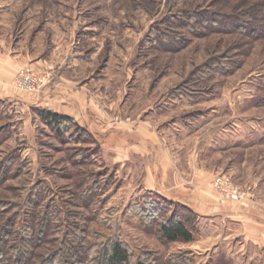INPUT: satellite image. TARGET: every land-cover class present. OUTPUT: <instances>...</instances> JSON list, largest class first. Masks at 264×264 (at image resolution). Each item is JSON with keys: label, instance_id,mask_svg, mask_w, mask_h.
<instances>
[{"label": "rangeland", "instance_id": "1", "mask_svg": "<svg viewBox=\"0 0 264 264\" xmlns=\"http://www.w3.org/2000/svg\"><path fill=\"white\" fill-rule=\"evenodd\" d=\"M75 49L88 59L77 73L121 95L122 115L151 126L179 164L194 153L199 169L245 192L232 202L213 178L223 202L264 212V0H0V78L9 79L0 84V238L9 254L32 249L40 264L54 252V264H70L69 242L83 239L95 259L119 240L131 264H264L252 245L241 249L239 221L224 217H197L191 242L161 241L144 217L160 196L137 189L134 171L110 163L91 134L60 138L41 121L23 98ZM21 70L34 90L16 87Z\"/></svg>", "mask_w": 264, "mask_h": 264}, {"label": "crops", "instance_id": "2", "mask_svg": "<svg viewBox=\"0 0 264 264\" xmlns=\"http://www.w3.org/2000/svg\"><path fill=\"white\" fill-rule=\"evenodd\" d=\"M66 59L67 67L66 64L57 67L54 75L50 72L42 75L40 90L23 98L27 104L70 118L87 130L99 140L110 163L134 171L138 177L137 189L184 205L200 219L213 221L224 217L239 221L241 249L250 244L257 256L263 257L264 212H255L253 206L245 203L230 206L223 202L210 186L218 173L199 169L194 153L186 156L185 164H179L178 152L166 147L151 126L138 115H122L120 92L115 99L107 84L102 90L98 88L99 80L93 78L92 72L83 78L77 73L78 65L88 59L76 49L73 55H66ZM8 81L0 78V84Z\"/></svg>", "mask_w": 264, "mask_h": 264}, {"label": "trees", "instance_id": "3", "mask_svg": "<svg viewBox=\"0 0 264 264\" xmlns=\"http://www.w3.org/2000/svg\"><path fill=\"white\" fill-rule=\"evenodd\" d=\"M38 116L41 121L45 123L47 126L54 128L56 135L62 138L65 134V131H70L73 129V132H77L78 138H81V135H90L87 130L79 127L72 119L67 118L65 116H61L59 114L53 113L48 110L39 109ZM260 142L264 144V136L260 139ZM162 205L152 206V210L150 213H147L144 217L146 218L148 225H155L158 229V235L161 241L163 242H191L196 236L199 235V231L197 229V215L190 210L189 208L181 205L179 203L168 201L162 197ZM169 204L174 206L173 212L169 217L167 216V208ZM158 219H161V221ZM13 224V223H12ZM9 223L6 222L2 225V231H8ZM41 232L43 233V227ZM6 237L9 236V232L4 234ZM4 236V237H5ZM40 240V238H39ZM24 241V240H23ZM33 243L32 240L24 241V245H29ZM40 242V241H39ZM38 241L35 244L39 243ZM4 241L0 238V264H35L33 263V254L32 249L30 251L23 250L22 252L15 255V259L13 258V254H9L8 248L3 245ZM67 250L65 255L67 258H72V262L70 260V264H89L92 261L95 264H131L130 262V253L128 251L127 246L119 240H113L106 248H104L101 253L98 254V257L95 256L91 258L88 256L92 250L89 248H85L83 239L78 241H73L72 243L67 244ZM75 254H78V257H75ZM84 256L86 260L81 262L80 256ZM56 253L51 252L50 254L43 257V261L40 264H54L56 259ZM89 257V259H88ZM13 258V260H11ZM91 261V262H90ZM93 263V264H94ZM137 264H144V262H138ZM168 264H179L178 262H169Z\"/></svg>", "mask_w": 264, "mask_h": 264}, {"label": "built area", "instance_id": "4", "mask_svg": "<svg viewBox=\"0 0 264 264\" xmlns=\"http://www.w3.org/2000/svg\"><path fill=\"white\" fill-rule=\"evenodd\" d=\"M15 85L19 89L32 91L36 87V81L33 74L29 71L21 70L16 78ZM213 187L223 196L232 202H244L246 200L245 192L235 185L229 178L218 175L212 181Z\"/></svg>", "mask_w": 264, "mask_h": 264}]
</instances>
